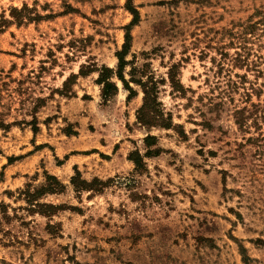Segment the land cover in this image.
<instances>
[{
    "label": "rangeland",
    "instance_id": "1",
    "mask_svg": "<svg viewBox=\"0 0 264 264\" xmlns=\"http://www.w3.org/2000/svg\"><path fill=\"white\" fill-rule=\"evenodd\" d=\"M34 1L0 0V21L23 3L42 14L63 11L61 0ZM66 1L80 12L0 26V120L11 124L0 128V264H264V123L261 137L247 142L258 132L239 130L231 105H210L226 80L212 57L229 43V30L264 17V0H133L140 22L127 60L149 63L166 79L160 101L186 135L138 123L143 92L136 84L128 100L114 79L118 94L104 102L98 72L78 75L82 65L117 67L132 20L127 0ZM175 63L194 91L185 97L167 79ZM71 74L78 76L67 90L54 91ZM39 97L48 99L34 133L25 122ZM252 100L264 105V92ZM234 102L246 104L240 94ZM148 134L162 150L144 157L140 172L129 155L146 154ZM76 167L83 179L106 182L103 191L76 193ZM45 170L65 185L42 199L66 207L50 218L26 210L17 194L29 181L43 183Z\"/></svg>",
    "mask_w": 264,
    "mask_h": 264
},
{
    "label": "trees",
    "instance_id": "2",
    "mask_svg": "<svg viewBox=\"0 0 264 264\" xmlns=\"http://www.w3.org/2000/svg\"><path fill=\"white\" fill-rule=\"evenodd\" d=\"M63 11L54 12L50 9L48 13L42 14L38 11L36 6L29 7L27 3H23L21 7L11 6L9 12V18L5 15L2 16L0 26L5 23L16 24L22 26L31 22H37L41 20L53 19L57 16H63L69 13H79L80 10L76 8L72 3L61 0ZM37 4V0L34 1ZM125 8L131 13V22L124 26V43L121 50H118L115 54L118 60L117 67L110 68L107 65H103L100 68L97 66H85L82 65L78 75H88L92 72H98V78L96 83L101 86V98L104 102H107L112 97L118 94V84L114 79L120 81L123 88L129 92L127 99L130 100L133 96H136V90L132 87V83L140 87L143 92V104L137 112V121L149 131L152 128H164V129H181L182 135H186L184 129L180 125H176L173 122V117L170 112H165L163 104L159 98L160 85L166 83V79H157L149 63L140 64L136 66L132 60H127V56L131 52L132 46V28L140 22V12L137 6L134 5L133 0H127ZM264 26V17L257 21L250 20L247 23L241 24L237 30H229V43L223 44L217 48L216 56L212 57V68H217L215 74L223 75L224 86H219V93L216 97L211 99V106L223 109L226 105H231L234 117V122L239 130L249 133L252 128L258 132L257 136H250L246 139L247 142L256 141L261 137V126L264 123V116H260L264 113V105L256 103L252 100L255 95L258 99L264 92V41L259 39L260 27ZM264 30V29H262ZM228 49H233L230 53ZM136 57V55H133ZM132 65L130 70L129 79L126 78L125 69L127 66ZM134 65V66H133ZM180 64L175 63L169 67L168 70V82L175 92L181 93L183 97L188 91L194 92L191 89H187L182 84L179 73ZM236 70H243V73ZM254 76V80L250 79V75ZM77 74H71L63 83L62 90H54L63 94L72 81L77 78ZM261 80V81H260ZM52 91V93L54 92ZM245 99V105H236L235 95ZM48 97L36 98L32 111V120L25 122L32 126L34 133L37 132V112L39 108L43 107L47 102ZM262 117V118H259ZM11 124H5L0 120V128H8ZM204 125L211 127L210 122H204ZM158 139L156 136L148 134L144 138V144L147 149L146 154L142 155L139 150L132 152L129 155V159L135 164L137 171H144V157H155L161 152V148H158ZM13 158H9V163H12ZM62 163V162H60ZM44 182L39 186H34L32 182H27L23 188L17 190V194L20 200L26 203V210L32 214H40L47 218L56 215L58 212L65 210L66 207L62 204H53L42 202V199L48 195H55L64 192L65 185L60 179L47 172H43ZM71 185L76 193H82L84 191L92 193H101L106 186V182L99 178H94L91 181H87L82 178L81 172L78 168H75V174L71 177ZM11 194V191L6 192ZM4 205V204H2ZM0 205V207L2 206ZM73 209V208H71ZM242 254L246 251L244 246H240ZM248 256H244L243 260L247 263Z\"/></svg>",
    "mask_w": 264,
    "mask_h": 264
}]
</instances>
